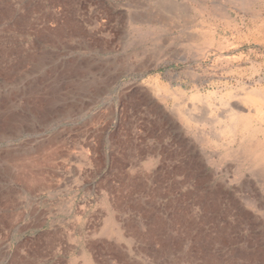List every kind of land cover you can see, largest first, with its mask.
Masks as SVG:
<instances>
[{
    "label": "rangeland",
    "instance_id": "1",
    "mask_svg": "<svg viewBox=\"0 0 264 264\" xmlns=\"http://www.w3.org/2000/svg\"><path fill=\"white\" fill-rule=\"evenodd\" d=\"M263 118L264 0H0V264H264Z\"/></svg>",
    "mask_w": 264,
    "mask_h": 264
},
{
    "label": "bare ground",
    "instance_id": "2",
    "mask_svg": "<svg viewBox=\"0 0 264 264\" xmlns=\"http://www.w3.org/2000/svg\"><path fill=\"white\" fill-rule=\"evenodd\" d=\"M177 2V1H176ZM144 19V20H143ZM140 18V19H133L134 21H136V22H141L142 23V25L143 24H148V22H152V20H150V19H145V18ZM156 19V18H155ZM155 22V21H154ZM162 40V39H161ZM156 82V81H155ZM246 92H248V91H246ZM175 93V92H174ZM250 93H252V92H250ZM255 93V92H254ZM169 95V94H168ZM173 95H174V97L176 98L177 96H175V94H172V97H173ZM178 95V94H177ZM192 97V96H191ZM194 97V96H193ZM204 97V96H203ZM197 98V97H196ZM205 98V97H204ZM194 99V98H193ZM198 99H200V97L198 98ZM227 110V109H226ZM228 110L230 111V117H232L231 118V120H232V123L233 122H236V124H237V122L239 121V122H245V123H243V125L245 126V128L248 130V132L250 133V134H252V135H255V133L257 132V131H259L260 129H259V127H254V129L253 130H250L249 131V119H250V116H249V114H248V110L249 109H247L242 103H236V104H229V106H228ZM245 111H247V113H245ZM249 111H251V110H249ZM187 113H188V115H191L192 113H191V111L190 110H188L187 111ZM190 117V116H189ZM262 119V118H261ZM234 120V121H233ZM263 121H264V118H263ZM231 123V122H230ZM255 126V125H254ZM257 126V125H256ZM230 127V126H229ZM235 128V127H234ZM238 128H240V127H238ZM241 129V128H240ZM261 133V132H260ZM249 134V135H250ZM262 136H263V140H261V144H258L259 146H264V128L262 129ZM245 135V134H244ZM247 135H248V133H247ZM258 135V134H257ZM249 137V136H248ZM245 138H246V135H245ZM258 140V139H257ZM257 140L255 141V142H257ZM249 141H251V139L249 140ZM248 144V143H247ZM246 144V145H247ZM256 144V145H257ZM244 145V144H243ZM249 146V145H248ZM245 153L248 155V154H251V155H254V159H256V161H257V163L259 164L260 163V165L261 164H264V151H260V152H258L257 153V150H256V148H255V145H254V147H249V148H245ZM249 156V155H248ZM252 159H253V156L251 157ZM261 186V185H260ZM263 189H264V185H263ZM262 203H263V201H262Z\"/></svg>",
    "mask_w": 264,
    "mask_h": 264
}]
</instances>
